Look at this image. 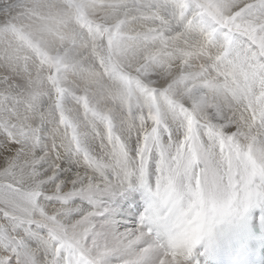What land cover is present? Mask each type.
<instances>
[{
    "label": "snow or ice",
    "instance_id": "6c2138e0",
    "mask_svg": "<svg viewBox=\"0 0 264 264\" xmlns=\"http://www.w3.org/2000/svg\"><path fill=\"white\" fill-rule=\"evenodd\" d=\"M242 27L264 38V0H223L208 21L188 17L176 33L187 61L200 60L182 77L196 85L185 89L188 102L162 97L130 116L124 133L115 124L81 132L63 113L60 88L54 106L61 144L47 140L45 149L41 129L0 118V264H59L58 257L67 264H109V257L192 264L194 250L217 229L252 206L264 210V55ZM85 136L98 139L97 151L84 148ZM65 154L75 158L74 171L63 166ZM150 170L139 224L108 236L101 219L102 203L115 191L108 175L144 182ZM74 200L81 203L73 207ZM33 239L42 248L29 247Z\"/></svg>",
    "mask_w": 264,
    "mask_h": 264
},
{
    "label": "clouds",
    "instance_id": "9594fccd",
    "mask_svg": "<svg viewBox=\"0 0 264 264\" xmlns=\"http://www.w3.org/2000/svg\"><path fill=\"white\" fill-rule=\"evenodd\" d=\"M218 6L223 0H29L15 17L28 41L0 20V118L15 116L59 145L56 88L65 117L81 132L85 121L99 131L103 120L80 119V96L94 112L108 113L121 133L130 116L150 106L149 97L187 103L185 89L196 85L182 77L200 60L187 61L176 33L193 15L208 21ZM24 179L30 181V170Z\"/></svg>",
    "mask_w": 264,
    "mask_h": 264
},
{
    "label": "bare ground",
    "instance_id": "6f19581e",
    "mask_svg": "<svg viewBox=\"0 0 264 264\" xmlns=\"http://www.w3.org/2000/svg\"><path fill=\"white\" fill-rule=\"evenodd\" d=\"M11 7H7L5 5L0 4V20H3L7 18L10 23L11 30L16 34L17 38L22 41H28L29 37L24 32L23 25L16 23L15 17L19 16L22 13H25V8L29 4V0H8ZM226 23L230 21H225ZM240 30L247 32L250 36L253 37V43L256 44L258 49L260 50V54L264 55V38H255L252 29L250 28H241ZM149 97V104L150 106L155 105V101ZM87 99V98H86ZM85 100V99H84ZM69 102V101H67ZM66 102V103H67ZM86 102V101H85ZM71 103V102H70ZM80 106V105H79ZM82 106V104H81ZM81 110V109H80ZM64 113V112H63ZM106 114V113H105ZM105 114L99 113L98 116L94 114L96 119H102L104 121L102 128L99 130L100 132L104 131H110V126L112 125V117L106 116ZM93 116L87 113V117L91 118ZM80 119L85 120V112H80ZM114 123V122H113ZM90 125H87V121H85V132L88 131ZM127 127V126H126ZM118 132H121L119 128H116ZM48 131V126L46 125L44 129L42 130V133H45ZM83 146L88 151H97L99 149V141L98 139L92 137V136H85L83 138ZM47 145V139L45 138V149ZM135 147V141L134 138L129 143V148L134 149ZM42 149L37 150V155H39L40 151ZM63 166L66 168H69L71 170L76 169L75 165V158L71 156L70 154H65L63 159ZM107 179L115 185V191L113 195L110 197H107L104 199L102 203V208L104 211H108L105 213V215L101 218L102 222L105 224V232L108 236H112L118 233H122L126 230H133L131 228V225L133 224V215L131 211L133 210L131 207H129L128 202H132L135 204H142L144 201V183L150 181L152 182L154 180V170H150L146 180L142 182L138 176H130L126 181L121 182L115 177H113L111 174L108 175ZM81 202L79 200H74L72 202L73 207H75L77 204H80ZM108 206L111 208L108 210ZM82 209H87V205H81ZM128 207V209H127ZM80 213H74L71 216V219H77L79 217ZM126 215L127 218H124L122 215ZM38 236L44 235V230L39 229L37 230ZM29 247H33L36 245H41V241L39 239H33L29 240ZM42 248V245H41ZM44 255V252L41 251V256ZM51 258V257H49ZM110 259L114 257H109ZM59 261V264H65L67 261H65L63 258H57ZM115 260V259H114ZM116 261L118 264L119 257H116ZM116 262V263H117Z\"/></svg>",
    "mask_w": 264,
    "mask_h": 264
},
{
    "label": "rangeland",
    "instance_id": "374dc122",
    "mask_svg": "<svg viewBox=\"0 0 264 264\" xmlns=\"http://www.w3.org/2000/svg\"><path fill=\"white\" fill-rule=\"evenodd\" d=\"M80 100H79V104H78V107L81 109L80 110V112L81 113H84L85 111V106L87 107V113L88 114H90V115H94V114H99V112H94L93 111V109L91 108V106L88 104V102H87V99H86V97H84V96H80ZM85 99V100H84ZM151 100L153 99L154 101H155V97H153V98H150ZM86 101V102H85ZM70 100H69V102H67V103H69L70 104ZM156 103H157V100L155 101V105H156ZM81 104H82V106H81ZM80 105V106H79ZM64 112V111H63ZM106 112H103L102 114H105ZM107 114V115H106ZM105 115L106 116H109V117H111L108 113H106ZM112 122V124H114L113 122V119L111 120ZM111 208L108 206V210H110ZM105 213L106 212H108V211H104ZM131 228H132V225H131ZM115 259V260H114ZM117 261H116V257H114V258H112V259H110L109 258V264H118V262L116 263ZM65 264H67V262L65 263Z\"/></svg>",
    "mask_w": 264,
    "mask_h": 264
}]
</instances>
